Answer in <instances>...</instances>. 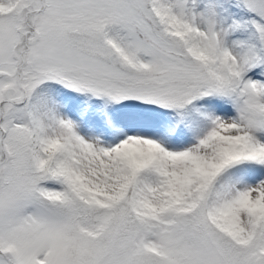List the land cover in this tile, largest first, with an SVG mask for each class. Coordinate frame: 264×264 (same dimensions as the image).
Returning <instances> with one entry per match:
<instances>
[{
	"label": "snow or ice",
	"instance_id": "snow-or-ice-1",
	"mask_svg": "<svg viewBox=\"0 0 264 264\" xmlns=\"http://www.w3.org/2000/svg\"><path fill=\"white\" fill-rule=\"evenodd\" d=\"M0 264H264V0H0Z\"/></svg>",
	"mask_w": 264,
	"mask_h": 264
}]
</instances>
